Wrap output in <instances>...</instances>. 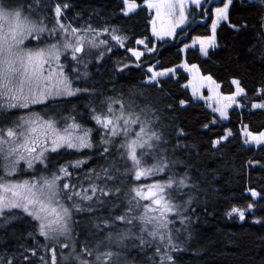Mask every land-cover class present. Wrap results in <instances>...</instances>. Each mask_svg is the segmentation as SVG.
Here are the masks:
<instances>
[{
  "label": "snow or ice",
  "instance_id": "1",
  "mask_svg": "<svg viewBox=\"0 0 264 264\" xmlns=\"http://www.w3.org/2000/svg\"><path fill=\"white\" fill-rule=\"evenodd\" d=\"M234 3L144 0L149 10L155 11L150 22L152 36L158 41L174 39L181 33L188 36L185 29L196 23L197 17L204 24L210 20L211 34L193 35L191 43L179 49L183 53L198 46L205 57L210 49L218 47L217 32L222 22L234 31L248 28L246 20L230 22ZM240 4L255 8L253 27L259 29L257 35L264 41V0H240ZM69 7L60 2L50 7L44 0H0V228L27 217L31 229L28 238L34 245L20 244L13 253H0V264H36V260L49 264V253L50 264H176L174 253L183 250L176 242L182 229L174 225L176 218L181 225L188 220L186 210L193 202L190 193L196 185L186 170L183 174L176 171L183 162L169 158L164 148L168 141L162 131L156 130V110L147 104L139 107L134 100L125 103L121 97L73 86V74L76 79L87 77L91 59L95 57L99 64L105 51L113 50L110 41L125 48L137 61L143 52L127 47L128 37L116 27L64 23ZM137 8L136 0H123L121 11L129 17ZM43 12L54 16L51 26ZM136 44L155 51V46L148 48L144 40L138 39ZM260 58L264 59V51ZM128 67L121 63L115 71ZM179 67L191 77L184 87L191 88L193 98L205 101L221 121L229 119L230 110L243 111L249 104V111L264 110V83L249 98L240 79L233 78L235 90L224 95L221 85L211 75L201 74L196 64L183 62ZM147 72L151 75L145 83L153 86L160 83V77L175 75L173 68L155 71L149 66ZM205 87L206 97L200 94ZM80 93L94 98L87 105L89 117L103 134L99 143L102 163L89 169L77 184L72 182V170L82 169L91 157L50 170L49 155L62 149L81 153L93 149V129L75 116L62 117L55 111L36 112L33 108L47 107L50 101ZM179 103L183 107L186 101ZM19 111L24 114L16 116ZM216 123L214 118L203 127L208 129ZM241 128L244 145H264V131L253 133L243 123ZM177 135H184L183 130ZM233 135L225 129L212 141V147L221 146ZM147 157L153 161L150 166L145 165ZM25 174L28 178L21 179ZM158 176L160 179H156ZM147 179L153 182L144 183ZM249 192L253 201L261 197L255 189ZM254 209L255 203L250 202L247 210L233 206L226 215L245 221L246 211ZM105 210L107 215L98 214ZM253 223L262 221L254 218Z\"/></svg>",
  "mask_w": 264,
  "mask_h": 264
},
{
  "label": "trees",
  "instance_id": "2",
  "mask_svg": "<svg viewBox=\"0 0 264 264\" xmlns=\"http://www.w3.org/2000/svg\"><path fill=\"white\" fill-rule=\"evenodd\" d=\"M121 1L44 0L50 7H54L56 2L70 5L64 12V23L81 26L85 22H91L93 26L116 27L121 30V35L128 37L125 42L127 47L134 48L138 39L145 40L148 48L155 46L154 52L135 61L125 48L110 41L113 50L105 51L104 60L99 64L95 62V57L91 59L86 69L87 77L76 79L73 74L75 87H87L104 95L121 97L125 103L134 100L139 107L147 104L156 110L159 117L156 130L162 131L164 139L168 141L164 148L167 149L169 158L182 161L183 166L176 171L183 174L186 170L192 183L196 185L190 193L193 202L186 210L188 220L181 225L179 218H176L174 225L175 229H182L177 234L179 238L176 242L183 250L174 253L176 264H264V198H261L264 197V147H245L240 136L242 123L247 124L253 133L264 131V110L249 111V104L243 111L231 110L227 122L222 123L201 102L190 97L183 88L187 77L182 72L176 73V79L169 77L159 80L160 83L156 86L143 83L146 78L145 69L149 66L155 65L156 69L164 70L187 62L189 65L196 64L201 74L211 75L221 85L222 94L228 95L234 91L231 80L238 78L248 97L252 98L256 89L264 83V59L260 58V53L264 51V41L257 35L259 29L253 27L255 8L242 7L240 1L235 0L230 8V22L240 24L246 20L248 28L234 31L228 27L227 22L222 23L217 32L218 47L210 51L206 58H202L195 49H187L184 54L179 49L184 43H190L193 35L210 34V20L204 24L197 17V22L190 23L185 29L188 36L181 33L172 41L155 42L149 34L150 18L146 11L139 9L129 17H124L121 15ZM143 2L144 0H136L138 5ZM42 14L49 17L51 26L54 16L48 12ZM121 63H126L129 67L122 72L115 71ZM137 63L140 67L136 66ZM81 71L85 69L82 67ZM93 99L87 93H80L49 102L47 107L35 108L36 112L55 111L62 117L75 116L78 122L93 129V149L83 150V153L59 151L49 155L50 170L58 169L69 161L91 157L82 169L72 170V182L77 184L89 169L102 163L99 160V143L103 130L90 119L87 108L89 101ZM180 100L186 101L183 107ZM19 115L23 114L17 112L16 116ZM214 118L217 123L205 129L203 125L210 124ZM181 129L184 135H177ZM225 129L231 130L233 137L213 148L212 141L222 136ZM249 161H252V165H249ZM152 162L150 157L145 158L146 166H150ZM38 168L42 169L43 166L38 165ZM143 182L153 181L147 179ZM249 189L261 193V197L253 201L248 195ZM250 202L255 203V209L252 212L246 211L245 221H240L235 215H226L233 206L247 210ZM98 214L108 213L105 210ZM254 218H259L262 223H253ZM28 220L29 218L24 217L6 228H0V253H13L20 244L34 246L33 241L28 238L31 230ZM57 255L59 257V249ZM48 260L50 264V253ZM36 264H39L38 260Z\"/></svg>",
  "mask_w": 264,
  "mask_h": 264
},
{
  "label": "rangeland",
  "instance_id": "3",
  "mask_svg": "<svg viewBox=\"0 0 264 264\" xmlns=\"http://www.w3.org/2000/svg\"><path fill=\"white\" fill-rule=\"evenodd\" d=\"M238 1H240V0H238ZM121 4H122V7H123V0L121 1ZM139 9H143V10H145L146 13H147V15H148L149 18H150L148 24H149V34H150L151 39H152L153 41H155V42H160V41H158L155 37L152 36V25H151V22H150V21H151L152 17L155 15V11H154V10H149V9L146 7V5H144V2H143L142 4H139V5H138L137 10H139ZM137 10H136V11H137ZM121 15L123 16L122 12H121ZM130 15H131V14H130ZM222 23H225V22H222ZM179 31H180V29H177V32H179ZM209 32H210V27H209ZM210 34H211V33H210ZM166 40H168V41H172L173 39L165 38V41H166ZM144 41H145V40H144ZM190 43H191V41H190ZM190 43H189V44H190ZM145 44H146V41H145ZM134 48L137 49L138 51L143 52V55H142V56L152 53V52L147 51V49L145 48V45H144V44H142V45H137V44L135 43ZM189 49H195V50H197L198 53H199V55H200L202 58H206V57H207V56H206V57L203 56V55L200 53V51H199V47H198V46H197L196 48H189ZM212 50H213V49H210L209 52L212 51ZM180 53H181V52H180ZM128 54H129V56H130L132 59H134L135 61H137L135 57H132V56H131V53L128 52ZM181 54H184V52L181 53ZM141 58H142V57H141ZM182 63H183V62H182ZM173 69H175V75L169 74V75L166 76V77H160L159 80H161V79H165V78H169V77H171V78H173V79H176V73H177V72H182V73L187 77V82L184 84V85H187L189 79L191 78V77H190V74H189L188 72H186L182 67H179V66H177V67H175V68H173ZM154 70H155V71H162V70H158V69H156V66H155V65H154ZM145 73H146V78H145V80L143 81V83H144V84H147V83H145V81H146L147 77L150 76L151 74L147 72V68L145 69ZM147 85H151V84H147ZM73 86L75 87L74 84H73ZM233 87H234V86H233ZM183 88L186 89V90L188 91L190 97H191L193 100L198 101V102H201V103L204 105V107H205L208 111L211 112V109L207 107V104L205 103V101H203V100H199V99H194V98H193L191 88H186V87H184V86H183ZM234 90H235V89H234ZM200 94L206 97V96L208 95V90H207V88H206V87H205V88H201V89H200ZM68 98H69V97H68ZM61 99H66V98H61ZM61 99H57V100L50 101V102L59 101V100H61ZM36 107H38V106H34L33 111H35V108H36ZM238 110H240V109H238ZM257 110H259V109H257ZM230 111H231V110H230ZM19 112L22 113V114H24L23 111H19ZM211 113H212V112H211ZM213 114H214V113H213ZM214 115L217 117V119H218L219 121H221V120L219 119V117H218V114H214ZM221 122H222V123H226L227 120H224V121H221ZM241 131H242V128L240 127V136H241ZM241 139H242V136H241ZM223 142H225V141H222V143H223ZM222 143H221V144H222ZM242 143H243V140H242ZM243 145H244V144H243ZM244 146H245V147H248V148H254V149H257V148H260V147H264V145H256V144H249V145H244ZM60 151H71V152H75V151H73V150H68V149H62V150H60ZM20 178H21V179H26V178H28V175L25 174L24 176H22V177H20ZM248 195L251 197L250 192H248ZM251 198H252V197H251Z\"/></svg>",
  "mask_w": 264,
  "mask_h": 264
}]
</instances>
